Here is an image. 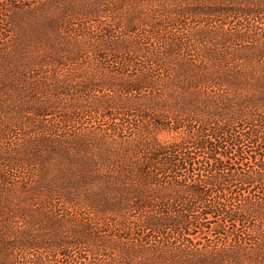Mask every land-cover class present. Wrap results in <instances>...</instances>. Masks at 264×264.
<instances>
[{
    "label": "trees",
    "instance_id": "obj_1",
    "mask_svg": "<svg viewBox=\"0 0 264 264\" xmlns=\"http://www.w3.org/2000/svg\"><path fill=\"white\" fill-rule=\"evenodd\" d=\"M1 142L3 264H264V0H0Z\"/></svg>",
    "mask_w": 264,
    "mask_h": 264
},
{
    "label": "rangeland",
    "instance_id": "obj_2",
    "mask_svg": "<svg viewBox=\"0 0 264 264\" xmlns=\"http://www.w3.org/2000/svg\"><path fill=\"white\" fill-rule=\"evenodd\" d=\"M24 121H26V120H24ZM92 121H97V120L96 119H92ZM109 123L111 124L112 123V120H110V121L105 120V122H101V124H103V125L106 124V126H108ZM163 138H164V140L171 139V137L170 136H167V135L166 136H163ZM13 139L14 138H12L11 140H13ZM4 143L5 142L3 141V144ZM4 146L5 145H2V142H1L0 143V150H2V148L5 149ZM4 151L5 150H3L1 152V154H0L1 157H2V158H0V162H1V159H4V157H5L4 160H6V156L7 155H5ZM9 153H10L11 156H13V153L11 151H9ZM1 163H3V161ZM12 167L15 168L14 166H12ZM37 167L39 169V166L38 165H37ZM34 169L35 168H31V167L26 168V170H30V171H33ZM17 170H20L19 172L25 171L27 173L26 170H21V169H18V168H17ZM1 193H5L6 195H9L10 194V192H6L4 190V188L1 190ZM18 194H20V198L22 200V203H21L22 206H26V208H30L32 206V204H35L36 203V201L35 202L32 201L33 200V197L31 199V196L30 195H24L23 193L20 192V190H18V192L16 193V195H15V193L13 194V196L15 195V197H14L15 200H19L18 199ZM33 196L36 198L35 195H33ZM26 198H30V199H28L26 201ZM12 201H13V199H12ZM38 206H39L38 210H41V208L43 207V209L41 210L43 213L45 212V213L48 214V212H50V205L47 204V202L43 204L42 202L39 201V204L37 206H35V207H38ZM5 217H7V212H4L2 214L0 213V264H3V261H2V251H1V249L3 248V243L4 242H3L2 235H1V233H2L1 228L3 229V220H4ZM37 223H38V219L37 218H34L31 221V225L35 229H36ZM78 255H79V253H78V250H77V251H75V255L74 256H78ZM13 256H14L15 264H16V262H17V264H35V261L37 259H40V258H43L44 259L43 261H46L47 259H51L50 257L52 256V254H46V253L41 254V253H38L37 251H32V250H24V251L23 250H17L16 252L15 251L13 252ZM83 257H86V255H84Z\"/></svg>",
    "mask_w": 264,
    "mask_h": 264
}]
</instances>
